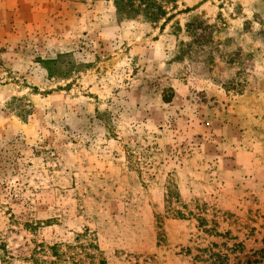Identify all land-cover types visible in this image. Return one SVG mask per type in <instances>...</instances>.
I'll return each instance as SVG.
<instances>
[{"label": "rangeland", "instance_id": "1", "mask_svg": "<svg viewBox=\"0 0 264 264\" xmlns=\"http://www.w3.org/2000/svg\"><path fill=\"white\" fill-rule=\"evenodd\" d=\"M114 1L0 0V240L14 264L85 229L107 264H264V0ZM193 21L212 39L177 60Z\"/></svg>", "mask_w": 264, "mask_h": 264}, {"label": "trees", "instance_id": "2", "mask_svg": "<svg viewBox=\"0 0 264 264\" xmlns=\"http://www.w3.org/2000/svg\"><path fill=\"white\" fill-rule=\"evenodd\" d=\"M115 0L114 8L116 10V17L118 20L122 19H134L136 17H143L144 20L151 23H158L161 20L167 22L171 14H167L163 6L165 5H175L176 0ZM214 30L213 26L206 25L201 26L199 22L193 21L185 25V32L190 39L188 44H182V49L180 50V56H177V60H181L184 52H191L194 46H202L212 39L211 31ZM210 31V32H208ZM182 55V56H181ZM65 56H63L64 58ZM62 56L60 55L56 60L41 62L44 65H56L58 60ZM49 74V68H45ZM52 78V77H51ZM176 198L173 187L169 186L167 188L166 199L167 202H172V199ZM177 217H182L181 212H175ZM199 226H202L204 221L201 218H197ZM25 228L30 229L31 227L27 224L24 225ZM206 234L215 233V230H203ZM216 249V245L213 244ZM237 247L242 248L240 244ZM208 252L207 259L210 264H225L228 262L227 256L221 254V252H213L211 249L205 250ZM200 259V258H198ZM26 261L30 264H107L106 260L103 258V253L99 248L98 240L96 234L89 232L85 229L83 232L78 233L74 236L71 243H65L63 245H51L44 246L43 244H35L29 257ZM0 263L1 264H14V259L11 254L7 251L6 244L0 240Z\"/></svg>", "mask_w": 264, "mask_h": 264}]
</instances>
